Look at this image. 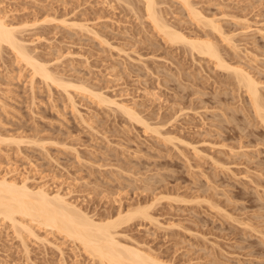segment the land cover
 <instances>
[{"label":"rangeland","instance_id":"1","mask_svg":"<svg viewBox=\"0 0 264 264\" xmlns=\"http://www.w3.org/2000/svg\"><path fill=\"white\" fill-rule=\"evenodd\" d=\"M156 1L264 101V0H187L198 21L180 0ZM0 18L71 86L41 81L0 45V178L58 193L95 221L141 208L116 239L165 264H264V123L231 72L156 32L138 0H0ZM23 224L32 233L0 217V264H101Z\"/></svg>","mask_w":264,"mask_h":264},{"label":"bare ground","instance_id":"2","mask_svg":"<svg viewBox=\"0 0 264 264\" xmlns=\"http://www.w3.org/2000/svg\"><path fill=\"white\" fill-rule=\"evenodd\" d=\"M138 1L142 2L146 18L153 25V29L156 32L164 35L172 44L183 43L187 45L190 51L207 57L215 64V67L222 69V71L231 72L232 77H234L233 79L236 81L235 83L238 85L237 87L242 89V91L244 90L253 115H255L260 123H264V101L260 97L256 81L248 73L228 65L220 56L215 46L216 44H213L209 39H188L183 34L172 29L159 15L156 9V0ZM180 1L189 9L192 17L198 21L200 15L190 7L188 1ZM127 3L128 5L130 4L129 2ZM208 25L213 32L220 33L218 26L213 25L210 21ZM14 31L0 18V45L4 44L6 48L9 47L16 57L20 58L25 65L29 66L41 78V81L43 80L45 83L51 85L54 84L66 91V87L68 88L70 85H66L68 83L62 84L63 82L61 83L58 79H55L41 63L34 60L27 53L25 45L20 43L22 41L16 38ZM93 97L98 98L101 102L103 101V104L108 102V104L115 105L129 120L131 119L136 123L141 122L133 110L114 101H109L101 94L94 95ZM140 209L137 208L124 215L122 212H118L115 218L95 221L80 209L67 203L58 193L50 196L43 188L32 191L25 183L17 185L14 182L0 178V217L2 220L9 222L12 227L18 226L19 233L21 232L20 229L32 233L30 227H28L29 225L23 224V220L25 219L29 220L32 224L35 223L38 226L57 231L70 240L78 242L88 254L92 255V258H97L101 264H165L136 248L124 246L116 239V229L121 222H125V219L126 221L129 220L133 216L137 218L145 216V212Z\"/></svg>","mask_w":264,"mask_h":264}]
</instances>
